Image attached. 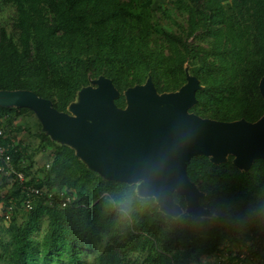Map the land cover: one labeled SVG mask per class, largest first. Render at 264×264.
Segmentation results:
<instances>
[{
	"label": "trees",
	"instance_id": "obj_1",
	"mask_svg": "<svg viewBox=\"0 0 264 264\" xmlns=\"http://www.w3.org/2000/svg\"><path fill=\"white\" fill-rule=\"evenodd\" d=\"M13 1L16 2L19 13L21 46L16 44L5 27L0 28V89H30L46 98L51 99L55 96L57 101L53 102L54 106L65 111L76 99L81 87L87 85L93 63L106 60L111 64L135 67L137 71L134 73V81L138 82L142 79L139 78V74L142 76L143 73L151 72L156 76L158 73L154 66V58L158 53L148 45L154 26L152 13L140 0ZM250 1L249 8L253 9L252 15L256 25L253 35L255 60L251 57L247 60L248 73L241 81L244 92L237 102L239 110L236 116L255 120L257 114L263 111L264 105L263 98L254 93L259 91V81L264 75V0ZM196 6L198 10L206 13L205 21L208 26L213 13L199 0H196ZM45 8L52 12L51 17L46 14ZM111 21L121 28L130 24L136 31L122 33L118 26L111 30ZM240 35L234 30L232 38L237 40L234 43L235 48L238 47ZM168 36L173 41L179 40L171 33ZM32 42L35 50L33 58ZM185 48V53L178 48L175 51L180 68H183L186 53H193L189 44H186ZM96 72H101L100 67ZM108 74H112V71ZM221 87L222 80H215L210 88L198 91L199 104H212L224 100L226 97ZM120 101L121 99L117 100V103ZM8 109L11 108L0 106V111ZM43 137L53 142L44 132ZM7 142L8 137L0 136V144ZM55 144L57 150L55 156L50 157V167L47 169L46 162L44 163L47 170L46 179L36 181L29 178L24 167L22 169L27 176L26 183L42 187L47 182L49 185L46 188L50 189L54 184L58 186L57 188L69 185L76 189L77 198L67 207H61L58 200L50 205L45 200L46 197H39L35 200L34 208L27 212L22 222H18L16 218L22 198L18 200L15 213L7 220V225L0 228V264H62L65 257L69 259L67 264L79 263L83 254L94 250L95 245L102 241L103 233L106 231L111 232L114 242L106 244L97 256V261L99 264H121L122 257L117 247L123 250L147 248L151 237L156 238V227L159 222L172 223L170 237L182 234L188 236L185 232H190L189 223L194 217L187 213L177 218L166 215L159 210V205L153 197L138 196L135 184L106 180L89 169L73 148L66 144ZM18 152L19 150H11L16 165L20 164ZM241 179L242 177L236 185L241 183ZM3 183L5 182L0 181V189ZM16 184L11 191L22 192L20 185ZM113 186L118 189L113 194L115 200L119 201L127 194H134L137 201L142 204L141 221L135 223L133 231L124 243L117 238L118 226H115V222L109 217L113 211L105 210L107 199H99L100 193L106 187ZM2 194L4 193L0 190V196ZM11 199L7 200V204ZM260 202L264 216V199ZM179 203L183 205L184 200H180ZM212 211L217 216L214 218L215 221H210L197 255L213 251L220 239L222 211H218L217 208H213ZM134 213L135 211L133 217ZM43 215L48 216V228L41 238H36L34 233ZM160 255L165 264H174L163 251Z\"/></svg>",
	"mask_w": 264,
	"mask_h": 264
},
{
	"label": "rangeland",
	"instance_id": "obj_2",
	"mask_svg": "<svg viewBox=\"0 0 264 264\" xmlns=\"http://www.w3.org/2000/svg\"><path fill=\"white\" fill-rule=\"evenodd\" d=\"M140 1L152 13L154 26L151 29L148 45L158 53L157 57L154 58V66L158 73L154 76L151 72L144 74L140 71L143 74L142 76L139 74V78L142 79L138 82L134 81V73L137 68H130L118 63L111 64L104 60L92 64L87 85L96 87L97 83L94 80L101 75L111 78L120 92L115 102L117 103V100L121 99L117 105L124 108L127 106L126 90L129 87L145 83L149 75L152 76L158 92L163 93L178 91L187 82V75L189 74L199 79L201 88L197 92L210 88L215 80H222L223 88L221 87V89L226 97L224 100L212 104H199L197 97V102L189 108V112L203 118L219 121H234L245 118L254 122L263 115L264 105L263 111L257 114L259 117L257 116L255 120L236 116L239 110L237 102L244 92L241 81L248 73L247 60L250 57L255 60L253 59L255 57L253 35L256 25L252 15L253 9L249 8L250 0L247 2L240 0H199L213 13L211 23L208 26L205 21L206 13L198 10L196 0ZM47 9L45 8V12L51 17L52 12ZM18 14L15 1L0 0V28L5 27L7 32L13 36L16 44L21 46L22 32L18 25ZM115 26L121 28L120 25L111 21L110 29L112 30ZM234 30L241 34L237 48L234 47L237 40L232 38ZM126 31L134 33L136 28L127 24L121 28L122 33ZM170 33L178 37L179 40H171L168 36ZM186 44L192 47L193 53H186L183 68H180L175 51L178 48L182 53H185ZM32 47L33 58L35 57L33 42ZM98 67L101 69L100 73L96 72ZM109 71H112V74H108ZM254 93L263 98L260 90ZM51 99L53 102L57 101L55 96ZM68 106L65 111L69 112ZM255 107L259 110L257 106ZM7 108L11 109L0 111V116L3 117L4 136L8 137L9 142L13 141L17 144L18 153H20V164L17 165L20 168L25 167L28 172L27 175L31 179L36 181L46 179L47 170L44 168V163L50 157L55 156L57 150L55 143H60L52 140L49 135L48 137L53 142L43 137L45 131L34 110L17 106ZM211 157L205 154L192 156L187 166V173L189 178L203 191V195L199 198L200 204L211 211L213 208L222 211L221 236L214 250L210 253L197 255L201 239L208 230L210 221H215L214 218L217 214L213 211L201 216L190 214L194 219L189 223L190 232H185L188 233V236L182 234L170 237L169 230L172 228V223L168 221L159 222L156 227V238L151 237L147 248L123 250L117 247L122 257L121 264H165L161 260V251L174 264H218L219 255L222 253L228 252L232 255L239 250L249 251L255 244L264 246V216L260 202L264 199V157L255 158L248 169L240 168L235 164L236 155L233 153H228L225 160L220 162L213 161ZM240 177H242L241 183L236 185ZM11 180L12 182L9 183L6 176L0 173V181L5 182L0 189L5 194L0 196V228L7 225V220L3 218L7 200L12 198L11 200L18 202L23 196L19 190L11 191L17 185L14 178L11 177ZM140 181L142 179L134 182L136 187ZM44 184V188L47 189L46 186L49 184L47 182ZM57 187L54 184L51 189L70 191L74 195V200L77 198L75 188L69 185ZM116 189L115 186L113 188L106 187L100 193L99 199H107L105 210L113 211L109 217L115 222L114 225L118 226L117 238L124 243L127 241V236L133 231L135 223L141 221L142 204L137 201L134 205L135 216L132 217V223L128 224L122 219L117 207V200L113 198ZM174 196L178 203L180 200H184L183 205L179 204L183 207V213H187L185 195L174 191ZM27 212L19 208L18 214H16L17 221L22 222ZM40 221L39 227L34 233L36 238H41L46 232L48 216L43 215ZM109 242H114V240L111 238V232L106 231L103 233L102 241L95 245L94 250L83 254L81 261L74 264H99L97 256ZM68 260V257H65V262L62 264H67Z\"/></svg>",
	"mask_w": 264,
	"mask_h": 264
},
{
	"label": "water",
	"instance_id": "obj_3",
	"mask_svg": "<svg viewBox=\"0 0 264 264\" xmlns=\"http://www.w3.org/2000/svg\"><path fill=\"white\" fill-rule=\"evenodd\" d=\"M94 82L96 87H81L69 112L30 89H0V106L34 110L52 140L73 148L104 179L128 184L142 179L137 195L153 197L159 210L174 218L183 213L174 191L185 195L187 214L212 213L200 204L203 191L188 176L192 156L210 155L220 162L233 153L243 169L264 157V112L254 122L219 121L189 112L201 88L196 76L188 74L178 91L159 93L149 75L145 83L126 90L124 108L115 102L120 92L111 78L101 75ZM259 90L264 100V75Z\"/></svg>",
	"mask_w": 264,
	"mask_h": 264
},
{
	"label": "built area",
	"instance_id": "obj_4",
	"mask_svg": "<svg viewBox=\"0 0 264 264\" xmlns=\"http://www.w3.org/2000/svg\"><path fill=\"white\" fill-rule=\"evenodd\" d=\"M3 117L0 116V136L5 135V129L2 124ZM5 137V136H4ZM18 150L17 144L9 142L7 144H0V173L6 176L9 183L12 182L11 177L21 187L23 193L20 207L26 211H31L35 206V200L39 197H46V201L53 205L55 200H58L61 207H67L74 201V195L70 191L53 190L50 188L45 189L44 186L36 184H27V176L19 165L13 162L11 150ZM51 164V159L46 161V168L48 169ZM23 165V164H22ZM9 186V184H8ZM17 202L10 200L5 207L3 217L8 220L13 216L17 209ZM260 245V246H258ZM218 264H264V246L255 244L249 251L235 252L230 255L228 252L219 255Z\"/></svg>",
	"mask_w": 264,
	"mask_h": 264
},
{
	"label": "clouds",
	"instance_id": "obj_5",
	"mask_svg": "<svg viewBox=\"0 0 264 264\" xmlns=\"http://www.w3.org/2000/svg\"><path fill=\"white\" fill-rule=\"evenodd\" d=\"M116 203L122 219L127 221L128 224H131L133 212L135 211L134 205L137 203V197L134 194H127L125 198Z\"/></svg>",
	"mask_w": 264,
	"mask_h": 264
},
{
	"label": "crops",
	"instance_id": "obj_6",
	"mask_svg": "<svg viewBox=\"0 0 264 264\" xmlns=\"http://www.w3.org/2000/svg\"><path fill=\"white\" fill-rule=\"evenodd\" d=\"M46 161H47V160H46ZM46 161H45V162H46Z\"/></svg>",
	"mask_w": 264,
	"mask_h": 264
}]
</instances>
